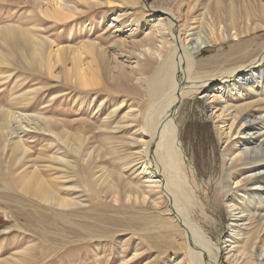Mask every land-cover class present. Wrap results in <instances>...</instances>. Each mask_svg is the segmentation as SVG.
<instances>
[{
	"label": "bare ground",
	"instance_id": "6f19581e",
	"mask_svg": "<svg viewBox=\"0 0 264 264\" xmlns=\"http://www.w3.org/2000/svg\"><path fill=\"white\" fill-rule=\"evenodd\" d=\"M8 2L24 8L15 15L11 13L17 23H0V65L13 66L9 75L18 64L22 65L8 59V50L12 55L24 53L23 63H30L31 69L49 71L50 59L64 65L69 61L70 66L63 68L62 75L78 87L110 88V82L121 94L122 100L109 106V116L100 115L103 120L97 126L103 144L113 146L118 153L111 154L116 168L103 167L96 172V177L104 182L103 191L113 196L118 182L123 193L147 200V219L155 224L160 237L168 241L183 239L185 264H227L224 256L229 264H264V43L252 49L253 41L248 39L254 31L264 28V21L249 9L255 0H193L199 8L197 23L209 25V14L221 31H212L199 44L192 38L191 47L182 42L174 0H153L149 4L148 0H54L50 7L41 5V0ZM103 6L108 13H115L108 14V18L112 16L109 27L118 28L113 33L128 28L127 36L107 41L103 36L106 30L92 33L103 16L90 25L86 21ZM261 6L264 8V0ZM119 7L127 9L123 12ZM147 12L157 18L147 22V30L140 33ZM82 18L81 28L74 36L69 32L66 44L51 38L50 32L56 27L72 25ZM230 40L239 43L224 51V44ZM218 42L223 43L219 46L223 52L211 58L217 66L200 71L205 62L198 56L204 48ZM27 90L26 96V90L18 94L20 102L30 100L28 95L32 91ZM197 99H209L204 105L211 112L208 118L214 123L218 142L226 145L220 152L218 175L208 181L216 191L224 189L228 196L231 223L225 236L204 202L205 181L200 172L189 158L182 165L177 157L180 111L187 100ZM79 103V110L87 105ZM125 105L129 110H123ZM18 115L17 111L0 107V138L16 137L15 149L34 137L29 134L35 132L55 138L64 147L81 139L66 130L63 120L54 121L56 126L61 125L60 130H54L50 118H33L26 121L35 124L28 130ZM126 131L127 136L118 135ZM122 147L124 151L119 150ZM110 149L107 154L114 150ZM88 150L97 151L94 146ZM49 162L25 166L27 180L30 173L36 176L31 193L41 204L73 207L75 201L63 193L79 190L73 185L59 184L70 181V166ZM228 178L236 179L235 190L226 185ZM208 224L214 226L215 234ZM169 245L180 249V245Z\"/></svg>",
	"mask_w": 264,
	"mask_h": 264
},
{
	"label": "rangeland",
	"instance_id": "374dc122",
	"mask_svg": "<svg viewBox=\"0 0 264 264\" xmlns=\"http://www.w3.org/2000/svg\"><path fill=\"white\" fill-rule=\"evenodd\" d=\"M53 1L41 0V5L46 7ZM151 1L153 0H148L147 3ZM174 1L177 3L174 11L180 26L181 39L185 45L191 47L192 38L196 44L203 43L206 37L212 35V31L220 34L221 28L209 14L207 15L209 25L203 26L197 23L199 8L198 4L193 5V0ZM35 8L39 11L37 2ZM120 9L124 12L127 8ZM249 9L256 18L264 21L261 0L252 2ZM96 10L95 17H88L89 20L86 21L90 25L95 18L103 16V20L100 23L97 21L92 29L93 34L96 31L102 33L106 30L103 36L107 37V41L127 36L128 28L113 33V30L118 28L114 25L109 27L112 16L108 18V14L111 15L114 11L108 13L105 6ZM16 11L22 12L24 8L16 7L15 3H10L8 0H0V23H17L16 16H11V13L14 12L15 15ZM144 18L145 23L140 27V33L147 30L146 23L152 22L157 16L147 12ZM82 20L83 18L72 25L67 23L65 26L56 27V30L50 32L51 38L66 44L65 40L69 37L67 35L72 32L71 36H74L81 28ZM248 39L253 41L251 48L256 49L258 45L264 43V28L254 31ZM238 43L230 40L224 44L226 45L224 51H228ZM220 45L223 43L218 42L213 47L203 49L198 56L199 60L205 62L202 63L200 71L217 66L218 63L211 58L223 52L219 50ZM8 53V59L21 63L22 67L18 64V68L9 75L13 66L0 65V107L17 111V114H20L18 120L24 123L28 130L34 128L31 126L35 124L26 121L44 116L52 120L50 126L54 130H60L61 127V125L56 126L54 121L63 120L66 130L74 135H80L81 139H75L71 142V146L64 147L59 145L55 138L35 132L29 134L34 137L30 140L26 139L21 148L15 149L13 142L18 140L16 137L0 138V264H178L184 259L185 252L181 249L183 239L176 238L178 239L176 241L172 238L168 241L160 237L162 234L155 228V224L147 219L149 214L147 200L143 201L123 193L118 182H115L113 196H109L103 191L104 182L96 177V172L100 168L113 170L117 167L111 156L117 153V150L111 145L103 144L102 133L98 131L97 126L103 120V116L100 115L109 116V106L122 100L121 94L110 82V88L78 87L74 81L62 75L63 68L70 66L69 61L64 65L50 59L49 71L40 67L31 69L30 63H23L24 53L18 52L12 55L9 50ZM51 53L54 57L52 50ZM27 89L32 91L28 95L30 100L25 103L20 102L21 97H18V94L21 92L24 94L26 90L24 95L26 96ZM207 100L209 101V99L187 100L183 105L178 117L181 139L177 138V157L182 165H185L189 158L192 166L195 164L200 172L205 181L202 191L204 202L218 228L222 229V235L225 236L231 223L227 207L228 196L225 195L224 189L216 191L213 186L208 185V181L217 177L220 152L226 145L218 142L214 123L207 115L211 112H207L204 106ZM80 101L87 104L81 110L78 109ZM102 101V108L96 113ZM123 110L129 108L125 105ZM26 128L22 129L26 131ZM127 134L126 131L118 135L127 136ZM89 146H94L97 151L90 153ZM108 147L114 150L107 154ZM124 149L122 147L119 150L124 151ZM58 156L62 160L60 158L57 160ZM47 160H50L49 163L65 162L70 166V181H59V184L73 185L79 190L78 193H63L75 201L73 207L60 208L41 204L40 200L31 193L36 176L30 173L27 180L28 173L23 172L25 166L42 164ZM47 176L52 177L49 174ZM30 178L32 184L28 182ZM127 178L135 181L129 176ZM192 181L196 183L195 179ZM226 181L228 182L226 185L235 190L236 179L228 178ZM58 212L63 214L60 215ZM207 227L214 234L216 233L214 226L208 224ZM169 243L180 245V249H174ZM226 257L224 256V261L229 264ZM179 264L185 263L182 260Z\"/></svg>",
	"mask_w": 264,
	"mask_h": 264
}]
</instances>
